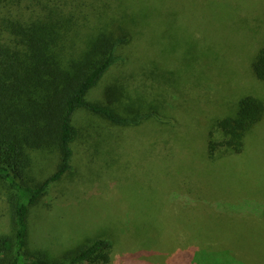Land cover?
I'll return each mask as SVG.
<instances>
[{
	"label": "trees",
	"instance_id": "16d2710c",
	"mask_svg": "<svg viewBox=\"0 0 264 264\" xmlns=\"http://www.w3.org/2000/svg\"><path fill=\"white\" fill-rule=\"evenodd\" d=\"M165 1L0 0V204H5L9 219V229L0 228V264H114L116 240L98 235L76 242L75 235L82 234H76L69 224L71 214L57 212L64 210L56 201L43 206V200L53 184L73 169V145L78 134L73 120L80 110L111 126L132 128L149 118L160 121L172 111L171 99L145 112L124 102L88 99L91 90L113 68L129 60L121 50L138 39L145 51L154 53L151 69L158 84L169 83L176 89L172 96L176 104L183 99L188 102L181 110L182 116H178L186 129L187 124L190 128L197 123L194 113L196 119L205 118L203 113L211 108V90L203 92L201 88L204 80L210 79L213 86H218L222 93L218 97L224 103L235 101L234 113L205 118L206 127L213 130L201 142L202 154L187 162L191 177L193 172H201L207 178L197 189L189 182L195 192L188 190L185 199H202L211 190L218 196L213 202L204 200L212 207L210 211L204 207L201 210L205 223L197 230L204 228V235L192 233L187 241L178 232L176 247L183 256L179 264H254L251 257L245 258L250 246L231 241L229 234L264 230V179L255 178L256 191L249 187L254 183L251 179L243 186L222 185L217 179L222 170L213 173L205 167L202 172L195 161L206 159L227 166L250 158L256 165L252 173L264 172L256 163V154L244 160L241 157L247 143L252 142L251 134L261 136L264 132V10L255 0H232L233 6L236 1L238 4L235 11L229 5L222 8L216 4L220 15L215 18L218 8L210 9V3L187 2L190 8L184 14L186 2ZM173 24L177 29L168 35L165 31ZM171 57L177 63L174 69H167ZM170 145L173 148L166 151L167 157L169 153L175 155L174 143ZM260 145L258 139L252 142L255 150ZM194 148L197 150V145ZM44 155L51 159L52 172L40 180L35 168ZM176 190H171L174 192L168 200L172 213L198 211L186 205L176 208L181 195ZM233 195L238 199L236 203L228 201ZM86 205L76 209H86ZM35 206L52 228L59 229L58 239L54 234L46 236L47 248L43 249L27 246L28 216ZM127 210L125 207L123 215L114 213L110 219L123 220ZM85 221V228L97 233L90 218ZM211 222L214 228L222 227L207 230ZM130 232L125 227L119 236L124 238ZM161 247L145 244L130 251L121 246L130 251L127 260L137 255L146 264L154 255H161Z\"/></svg>",
	"mask_w": 264,
	"mask_h": 264
},
{
	"label": "rangeland",
	"instance_id": "374dc122",
	"mask_svg": "<svg viewBox=\"0 0 264 264\" xmlns=\"http://www.w3.org/2000/svg\"><path fill=\"white\" fill-rule=\"evenodd\" d=\"M67 1L69 3L70 0ZM171 1L173 3L186 2L184 14L190 8L188 3L202 5L210 3V9L216 4L222 8L223 5H229L233 11L238 5L236 1L233 6L232 0H166L165 2L170 3ZM255 1L264 10V0ZM216 7L218 8V6ZM225 9L228 10V8ZM217 11L218 14L215 15V18H219L220 7ZM103 18L107 17L104 15ZM189 18H193V15ZM257 21L259 20L257 19ZM173 26L171 30L167 29L165 31L168 35L174 34L173 29H177L176 24H173ZM121 52L122 55L129 57V60L113 68L91 90L88 99L100 103L124 102L132 108H143V112L154 111L152 107L161 102L168 104L171 99L172 111L168 112L165 117L160 118V121L156 122L149 118L141 125L132 128L111 126L101 118L80 110L73 120L75 127L78 129L77 139L73 145V169L61 181L53 184L49 194L43 200V206L49 201H56L61 206V210H64L61 212L56 209L57 212L71 214V223L69 224H71L76 234H82V237L75 235L76 242L98 235L116 240L118 246L115 248L114 264H146L140 262L141 257L137 255L130 258L132 261L126 259L131 250L145 244L147 246L162 245L158 249L161 255H154L152 258L154 264H179L183 256H180L182 252L180 253V249H178V246L176 247L178 232L187 241L192 233L198 232L204 235V228L197 230V226H203L205 223V213L201 210H203L202 207L206 208V211L212 210V207L204 203V200L213 202L216 201L218 196L215 195L214 190H211V193L206 192L202 199H197L198 201L185 199L188 190L197 189L198 184L204 183L207 178L201 172L198 174L193 172L191 177L190 170L186 167L187 162L195 159V157L198 158L202 154V149L200 150L201 142L205 140L203 139L205 134H209L213 130L209 126L206 127L208 121L205 118L210 117L212 120L218 117V114L230 115L234 113L235 105L233 103L235 101L229 102L226 100L224 103V100L218 97L222 95L218 91V86H213L210 79L204 80L201 88L203 92L211 90V108L203 113V115H206L205 118L203 116L196 119L194 113L195 117L193 115L192 117L197 123L194 122V127L190 128L187 124L186 129L178 116H182L181 110L187 108L186 103L188 102L183 99L185 102L182 100L176 104V101L172 100L174 99L172 96L177 93L176 89H172L169 83L158 84L157 76L153 75L154 68L151 69L154 53L145 51V48L140 45L139 39L138 42L132 41L129 43ZM176 63L174 59L170 60L167 69H174ZM224 79L227 81L225 75ZM187 99L194 101L193 97ZM228 105H230L229 108H226ZM184 129L186 130L185 134L183 133ZM256 135L257 138H255ZM250 137L252 142L254 139H258L261 145L256 147L255 150L252 147V142L247 143V151L241 156L243 157L242 160L256 154L255 160L258 167L264 169V132L261 136L251 134ZM172 143H174L175 155L169 153L170 157H167L166 151L173 148L170 145ZM195 145H197V150L194 148ZM159 155L161 159H158ZM50 160L47 155H44L36 166V177L40 180L52 172ZM208 161L206 159L196 160L197 169L203 172L205 167L206 170L207 167H210V171L213 173L222 170L217 178L222 185L231 184V186H234L239 183L240 186H243L251 179V182L254 183L249 187L256 191L258 186L255 178L264 179V172L252 173L256 165L254 160L250 158L237 165L228 164L227 166L212 164ZM173 189H177L176 191L181 194L178 197L180 201L177 200L175 204L176 208L182 209L186 205L189 209L198 211L193 214L185 211L172 213L168 200L174 192L171 191ZM259 195L262 197L261 194ZM235 197L233 195L228 201L236 203L238 199H235ZM219 200H222V198H219ZM85 202L87 203L86 209H76V207H84ZM124 206L129 210L124 214L123 220L120 218L119 220L110 219L114 213L123 215ZM55 208L56 206L52 208L53 211H55ZM84 211L87 214H84ZM176 215L178 216L176 217ZM190 215H193L192 220H190ZM86 218H90L92 227L96 226L97 233L85 228ZM190 223H193L194 226L190 227ZM39 226L43 227V230L40 229L41 232L38 231ZM28 227L27 246L29 249L47 248L46 236L54 234V238H57L59 233V229L52 228L50 223L41 217L38 206L30 210ZM125 227H128L131 232L129 236L121 238L119 234L125 231ZM221 227L214 228L212 222L207 224V230L220 229ZM0 228L3 231L9 229L8 213L4 203L0 204ZM248 228L251 229L250 226ZM219 234L223 235L224 231H220ZM62 236L65 240L66 231L62 233ZM229 239L234 242L241 241L248 244L251 251L246 254L245 258L249 260V257H251L254 264H264V230L262 232L257 230L232 231L229 234ZM51 241H53L52 238ZM121 246L130 251L123 250ZM165 248H167L166 255H162ZM146 261L147 264L152 262L151 260Z\"/></svg>",
	"mask_w": 264,
	"mask_h": 264
}]
</instances>
